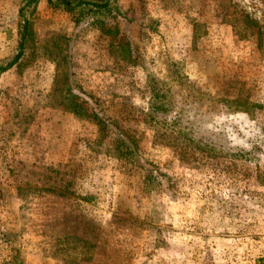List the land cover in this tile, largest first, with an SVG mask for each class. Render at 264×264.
I'll return each mask as SVG.
<instances>
[{"label": "rangeland", "instance_id": "rangeland-1", "mask_svg": "<svg viewBox=\"0 0 264 264\" xmlns=\"http://www.w3.org/2000/svg\"><path fill=\"white\" fill-rule=\"evenodd\" d=\"M21 2L0 0V62ZM109 3L114 39L40 0L0 74V264H264V0Z\"/></svg>", "mask_w": 264, "mask_h": 264}, {"label": "trees", "instance_id": "trees-1", "mask_svg": "<svg viewBox=\"0 0 264 264\" xmlns=\"http://www.w3.org/2000/svg\"><path fill=\"white\" fill-rule=\"evenodd\" d=\"M40 0H22L21 4L17 8V22L19 25V39L17 43V51L16 53L6 61L0 62V74L7 69L14 66L19 58L22 55L23 47L25 41L30 35V19L26 15L28 10H34L35 6ZM52 7L57 9L59 12H63L71 15V20L75 25L79 23H83V25L94 26L97 30L101 31L106 37L109 39H114L117 37L118 29L117 27L111 23L112 10L115 9V6L109 3L110 0H45ZM30 11V13H31ZM109 16V17H108ZM247 20H250L252 24L257 26L258 19L257 18H249L245 16ZM124 58V56H123ZM128 57H126L127 59ZM63 61V60H62ZM65 62H68L65 59ZM67 81V89L66 92H61L59 87H55V84L52 87V91L59 94L58 100L60 102L61 108L64 110L72 111L73 113L80 114V111L77 109L76 104L79 93L78 91H74V85L70 81L69 71L64 69L62 72L56 71V78L54 79V83H59L60 81ZM152 96L154 99H159L162 96V93L158 89H154L152 87ZM54 94V93H53ZM88 99L87 95L83 98L84 102ZM72 103V105H70ZM91 111L87 112V117L90 118L100 130L109 129V123H105L104 117L102 115H98L95 109L90 108ZM164 103L163 101L153 102L151 107L149 108V113L156 114L158 112L164 111ZM87 111V108H86ZM113 131H111L112 133ZM114 135V139L118 145V152L125 159L130 158L131 162H133L136 166L146 169L145 164H149L148 162H142L138 154V146L137 142L134 138H127V135L122 131L118 126V134L112 133Z\"/></svg>", "mask_w": 264, "mask_h": 264}]
</instances>
